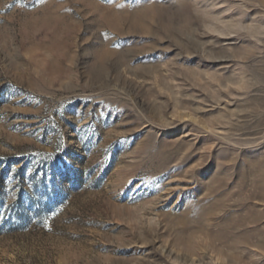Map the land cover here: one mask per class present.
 <instances>
[{"label":"rangeland","instance_id":"374dc122","mask_svg":"<svg viewBox=\"0 0 264 264\" xmlns=\"http://www.w3.org/2000/svg\"><path fill=\"white\" fill-rule=\"evenodd\" d=\"M0 264H264V0H0Z\"/></svg>","mask_w":264,"mask_h":264}]
</instances>
